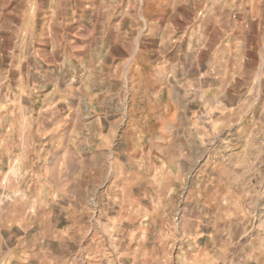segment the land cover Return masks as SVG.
<instances>
[{
	"label": "clouds",
	"instance_id": "clouds-1",
	"mask_svg": "<svg viewBox=\"0 0 264 264\" xmlns=\"http://www.w3.org/2000/svg\"><path fill=\"white\" fill-rule=\"evenodd\" d=\"M87 2L92 6L94 20L92 31L88 33L92 42L91 57H82L77 67L72 63L71 54H66L59 61L58 73L52 74L50 80L41 77L42 84L52 80L57 85L63 83L61 99L72 98L73 101L67 105L69 115L63 116L59 122L48 121L52 125L50 128L42 131L43 125H40L34 130L33 124H39L42 119L40 113L45 109L41 108L40 112L33 115V107H25L21 101L26 99L31 105L32 97L41 85L33 84L28 88L24 79H21L17 92L12 93L11 89L9 90L14 100L6 101L14 103L15 110L11 114L4 113L0 116V126L3 123L9 125L7 131L0 133V188L4 189V193L0 195V264H13V261L15 264H49L53 240L59 239L62 248L65 247L66 241L74 240L83 244L87 233L94 228L97 230L94 241L97 247L93 248L90 245L85 249L92 253L89 264H102L106 258H109L110 264H232L230 249L233 248L248 250L242 264H264V240L254 244L255 238L250 237L241 244L240 240L235 238L237 233L233 231L238 225L227 229L217 227L220 221L230 220V212L225 210V205L237 215L240 214L239 199L235 197L233 189H248L252 191L253 197L264 196V176H261L258 186L249 188L248 177L252 173L256 175L260 173L248 167L242 176H237L236 180L228 183L230 198L219 201L216 214L208 219L216 234L215 238L208 241L212 247L209 248L208 244H205L200 248L189 235L192 231L193 218L184 215L177 219V216L180 202L192 198L193 193L200 191L203 180L190 190L188 181L195 175L194 169L202 157L192 154L191 145L158 142L159 137L154 139L150 135L152 125L149 123L150 119H154L162 124L168 118L171 106H175L177 111L187 110V105H184L183 109L179 105H165L161 97V91L165 88L178 86L189 94L195 93L196 101L199 102L211 89V85L207 88L205 85L212 80L220 84L216 99H228L226 96L228 87L236 77H240L247 89L246 98L237 106L239 115L243 116L246 108H250L257 100L258 94L264 92V0H127L126 7H123L125 0ZM166 2H170L172 7L170 21H177L176 27L173 28L169 22L155 50V59L150 60L140 52V40L147 35L158 36L160 29L155 27L156 20L151 16V6L154 4L159 6L160 3ZM67 3L68 0H28L25 26L31 32L35 20L33 9H39L41 21L48 34L57 35L64 22L70 19L65 15L62 6ZM181 5L184 9L183 16L176 12V8ZM0 11L3 9L0 8ZM113 16L118 18V22H113ZM53 28L56 29V33L51 32ZM110 29L112 38L106 44L105 37ZM233 31L239 32V38H233L234 46L228 47L227 37ZM185 34L189 37L188 51L195 52L196 59L192 61L191 74H185L182 79H177L176 64L172 62L175 56L170 58L168 53L173 49L179 51V43ZM193 40L196 41L195 47L192 44ZM222 41L226 46L217 47ZM67 43L71 45L70 41ZM106 47H110L116 54L119 65L115 61L108 65L98 63L105 58L111 59L105 50ZM204 52L209 53L211 59L207 62V69L201 71V53ZM55 53V46L52 52L47 53L54 62ZM9 55L13 53L9 52ZM30 55H36L35 50L23 53L19 58L20 63L23 64ZM229 57L236 65L234 71L229 70ZM138 62L150 63L153 69L164 70L171 66V71L166 73L168 79L164 81L160 91L143 90L137 84L134 74L130 75L133 66ZM245 62L247 67L241 70L240 66ZM6 77L7 73L4 74L5 79ZM160 79H163V76ZM57 91L60 89L57 88ZM117 97L119 107L114 111L101 110L96 113L97 116H104L111 125L109 133L111 140L96 144L93 139L95 132L83 136L85 129L93 127L96 121L85 125L79 119L80 112L85 108L95 112L105 101ZM138 100L146 101V109L140 112L139 118L136 109ZM115 113L119 115L110 120L109 116ZM261 116L264 118V111L261 112ZM69 117L77 121L76 131L69 132L73 122ZM62 125H65V135L57 142V150L52 153L49 160L47 155L37 151L33 137L43 140L48 132L59 133ZM202 127L203 124L198 126ZM229 128L231 118L226 120L220 130L206 129L205 151L211 148L216 155H222L226 146L217 145L213 148V145H216L220 133ZM191 129V124H188L185 131ZM117 131L121 132L119 138L116 135ZM260 147L264 149V141ZM96 149L106 151L102 153ZM251 163L254 164L255 161ZM5 167L8 168L7 173H4ZM238 167L237 164L226 169L225 177L234 175V168ZM109 177L116 183L123 184L124 189L130 190L133 185H138L144 191L140 199L132 201L134 207L128 206V200L120 198L122 218L138 220L140 227L137 231L142 234L145 229H150L148 245L145 246L143 238L139 239L138 253H132L131 250L126 254L120 253L116 249V239L109 229V225L112 224L111 218L107 224L100 222L107 217L106 209L115 203L113 197L124 190H117L115 184L111 188L107 187L110 183ZM21 185L25 187L21 189ZM32 185L35 187L30 190ZM185 190H189L187 197ZM140 200L150 201L151 211L144 207ZM77 207L80 212L76 219L82 221L79 227L83 229L79 238L68 235L67 231L53 235L55 232V225L52 223L53 210L59 209L61 214L68 213V219L72 221ZM97 210L99 218H96ZM200 212L202 218L206 214L205 208H201ZM248 214L255 218L251 211ZM157 217L164 221L162 227L156 223ZM59 218L58 215L57 222ZM14 224L21 225L23 236L12 230ZM34 227L35 236L29 233V229ZM71 227L75 228L77 225L73 223ZM116 230L121 238V244L129 239L119 225L116 226ZM223 232H227L226 238L219 235ZM177 240L180 242L179 251L172 257L169 253L173 251ZM105 243L107 248L104 247ZM108 248L113 251H108ZM121 255H127L129 259L122 261ZM113 256L116 257L114 261L110 260ZM53 259H56V264H63L62 259L55 257ZM80 264H83V261Z\"/></svg>",
	"mask_w": 264,
	"mask_h": 264
},
{
	"label": "rangeland",
	"instance_id": "rangeland-1",
	"mask_svg": "<svg viewBox=\"0 0 264 264\" xmlns=\"http://www.w3.org/2000/svg\"><path fill=\"white\" fill-rule=\"evenodd\" d=\"M28 0H21L22 11L26 12ZM65 9V15L70 19L65 21L63 27L60 29L57 35L48 34L41 21V13L39 9L36 10L37 25L35 32H32L34 46H29V40L23 39L24 34H28L29 30L23 23L19 25V18L25 19V14H6L1 16V71L7 73L6 84L8 89L12 92H17L21 79H24L25 84L28 88H31L33 84L41 85L36 94L32 97L33 115L40 112L41 108L45 111L40 113L42 119L39 124H33L35 130L40 125H43L41 130L50 128L52 125L48 121L59 122L63 119V116H68L67 105L72 104V98L67 100L61 99L60 92L63 91V83L57 85L54 80L49 83H43L41 77L45 80H50L51 75L59 72V61L63 59L66 54H71L73 57L72 63L78 67L79 60L84 57H91V38L88 33L92 31L93 27V16L92 6L87 0H68L66 5H62ZM127 6V0L123 7ZM47 7V3H45ZM119 11V9L117 10ZM176 12L184 15L183 6L176 8ZM151 16L156 20V26L160 29L158 36L147 35L141 37L140 40V52L144 57L148 59H155V50L159 46L160 40L164 36V31L171 22L172 27H176L177 21H170L172 16V7L170 2L160 3L159 6H151ZM163 17V19H161ZM113 22H118V18L113 16ZM179 20V17H177ZM182 23V21H181ZM33 25V24H32ZM32 28V27H31ZM52 33H56V29H51ZM236 33L239 36L238 32ZM179 35V33H177ZM112 38L111 29L108 35L105 37L106 44L109 39ZM175 39V38H174ZM71 42L69 45L67 42ZM27 42V43H26ZM189 37L187 34L184 35V39L179 43V51L173 49L172 52L168 53L172 60L176 64V76L177 79H182L185 74H191L192 61L196 59L195 52L188 51ZM233 43V40H231ZM193 46H196V41H192ZM56 48V62L53 58L48 56L47 53L53 51V47ZM226 45L221 42L217 47L223 48ZM228 46V45H227ZM232 47V46H228ZM35 50L36 55H30L24 61L20 63V57L23 53L31 52ZM111 59L105 58L102 63L105 65L111 64L113 61L119 65V59L110 47L105 49ZM12 52L13 55H9ZM86 54V55H85ZM135 57V52L133 53ZM187 57V59H186ZM127 59V57H125ZM211 59L209 53H201V71L207 69V62ZM18 66V67H17ZM228 67L230 71L236 69V65L232 62L229 57ZM246 62L241 64V70L246 69ZM31 69V70H30ZM39 70V71H37ZM107 71V68H105ZM171 71V66L167 69H153L150 63H137L133 66V72L130 75L135 76L136 82L143 90L147 91H160L161 86L168 79L167 72ZM34 73H36L34 75ZM163 76V79L160 77ZM207 79V78H205ZM191 83V80H189ZM211 85V89L205 93L199 100L196 101L195 93H187L185 89L174 86L171 89L165 88L161 91L162 102L165 105H179L183 109L184 105H187L186 112L184 110L177 111L175 106L169 107V116L163 121L162 124L157 123L154 119H150L149 123L152 125L150 135L155 139L159 137V141L162 144H188L191 145L192 154L197 157H202L199 164L194 169L195 175L189 178V190L195 187V184L203 180L199 192L192 194V198L182 200L178 210L177 219L184 215H190L193 218L192 231L189 233L190 236L196 240L202 238L203 244L196 243L200 248H203L205 244L211 248L212 245L208 243L210 239L215 238V233L211 225L208 223L209 217L216 214L219 209V201L229 197L228 183L232 180H236L237 176H242L246 168L252 167L260 175L252 173L248 179H250L249 188L258 186L261 180V176H264V149H262L261 142L264 141V118L261 116V112L264 111V92L258 94L257 100L252 103L250 108H246L243 116L239 115L237 106L241 104L242 99L246 98L247 89L243 86L240 77H236L231 81L226 96L228 99L219 98L217 89L220 87L219 82L209 80L208 84L205 85L207 88ZM57 88L60 91H57ZM191 101V102H190ZM215 101V102H213ZM51 105V106H49ZM119 107V98H114L105 101V103L98 107L95 112H90L87 108L80 112L79 119L85 124L89 125L95 120L96 123L91 128H86L83 136L91 135L95 132L93 139L96 144L107 143L111 140L109 135L111 131V125L105 120L104 116H97L101 110L114 111ZM137 118H139L140 112L146 109V101L138 100L136 104ZM115 115L109 116V119H115ZM73 119L72 117H69ZM190 118V119H189ZM231 118V128L224 130L220 133V138L217 140V145L226 146L224 147L222 155H216L213 149L205 151L207 144V137L205 136V130H220L223 128L226 120ZM128 121H126V124ZM188 124H191V131H185ZM203 124L202 128H198L199 125ZM65 125L61 126L59 133L48 132V134L41 140L38 137H33V141L36 145L37 151H41L42 154L47 155V158L51 160L52 153L56 149L57 142L65 135ZM77 130V121L73 119L72 125L69 128V132ZM7 131L1 129V133ZM197 131L199 135H197ZM183 133V135H181ZM117 138L120 137L121 132L117 131ZM74 143H76L74 141ZM92 142L90 141V144ZM102 153L106 150L96 149ZM258 157V158H257ZM163 158V157H161ZM255 163H251V161ZM239 165L238 168H234V175L231 177H225V171L229 167ZM159 166V165H158ZM19 171V170H18ZM35 171V166L33 167ZM8 172V168L5 167L4 173ZM222 177H224L222 179ZM110 183L107 187L111 188L113 184L117 190L124 189V185L116 183L109 177ZM21 189L25 186L21 185ZM35 186H30V190ZM189 190H185V196L189 195ZM257 190H259L257 188ZM235 197L239 199V212L237 215L235 211H232L228 205H225V210L230 212V220L220 221L217 227L222 229L233 228V231L237 233L236 239L240 240L243 244L250 237L255 238L253 243L255 244L259 240H264V196L253 197L252 191L248 189L235 190ZM4 193V189L0 188V195ZM144 195V191L139 188L138 185H133L130 190L124 189L119 191L118 196H114L115 203L106 209L107 217L101 220V223L107 224L108 219L111 218L112 224L109 225L112 236L116 239V249L120 253H128L131 250L132 253H138L140 251L139 239L143 238L145 246L147 247L149 241L150 229H145L144 233L137 231L140 227L139 221L132 219L122 218V207L120 198L128 200V206L134 207L132 201L140 199ZM140 203L149 208L150 201L140 200ZM235 203V200L233 201ZM75 207V206H73ZM205 208V215L201 218L200 209ZM186 209V211H184ZM151 211V208H149ZM251 211L254 214L250 216L248 212ZM80 212L77 207L75 213H73V220L68 219V213L61 214L59 209H54L52 212V223L55 225V232L53 235L63 234L64 231L68 232V235H75L78 239L83 229L79 227L82 221L76 219ZM59 215V221H56V217ZM99 218V211L97 210V216ZM86 219V217H85ZM151 220L152 217L150 216ZM76 224L77 227H71L72 224ZM156 223L161 227L164 221L157 217ZM119 225L129 239L123 244L120 242V237L117 233L116 226ZM245 229H247V235H245ZM13 231H18L20 236H23V230L20 224L12 225ZM102 231V230H101ZM29 233L33 236L36 235V228L29 229ZM197 233V234H196ZM208 234V235H206ZM225 238L227 232L220 233ZM97 236V230L94 228L93 231H89L87 236L83 240V244L76 243L74 240L66 241L65 247L60 246L59 239L53 240L51 244V253L49 256V264H56V259H62L63 264H89L90 258L92 257L91 251H85L89 246L95 248L97 244L94 243ZM207 236V240L205 239ZM47 241V236H45ZM179 240L176 242V246L173 247V251L169 253L170 256L175 257L179 251ZM107 248V244L104 245ZM68 249V250H67ZM108 251L113 249L108 248ZM248 250H240L239 248L230 249L232 264H242L245 259V254ZM211 255V254H210ZM115 256L111 257L110 260L114 261ZM122 261L129 259L127 255H121ZM15 264V261H13ZM102 264H110L109 258H106Z\"/></svg>",
	"mask_w": 264,
	"mask_h": 264
},
{
	"label": "crops",
	"instance_id": "crops-1",
	"mask_svg": "<svg viewBox=\"0 0 264 264\" xmlns=\"http://www.w3.org/2000/svg\"><path fill=\"white\" fill-rule=\"evenodd\" d=\"M0 8L3 9V11H0V81H3V83H0V116H2V115H4V113L11 114L15 110V104L14 103H12V104L6 103V101L14 100V97L9 93L10 89H8L7 84H6L7 78L6 79L4 78L5 73L3 71H1V38L3 36V34L1 33V28L3 27V26H1V16H5L6 14H9V13L14 14V15H16V14L22 15L23 13L26 14V12L22 11L21 0H11V2H8V0H0ZM33 12H34L35 17H36V10L33 9ZM23 20L25 23V19L19 18L18 24L21 25L23 23L22 22ZM237 20H239V16H237ZM36 23H37V19L35 18L33 25L31 26L32 27L31 32H29L28 34L25 33L23 36V39L29 40L28 43H29L30 47L36 45V43H32V40L34 41V36L32 35V32H35V30H36V25H37ZM214 24H215V22H213V27H214ZM234 32H238V31H233L227 37V45L228 46H234L233 43H231V40H233V38H239V36H237L236 33H234ZM238 34H239V32H238ZM223 44H224V42H223ZM12 93H15V92H12ZM21 103H23L25 105V107L32 106V104L29 105L27 103L26 99L22 100ZM8 127H9L8 123H3L2 126H0V133H1V129L7 130ZM6 163H7V161L5 160V164ZM206 235H208V234H206ZM205 237H206L205 239L207 240L208 239L207 236H205ZM201 239L202 238H198L196 240V243L203 244V241H201Z\"/></svg>",
	"mask_w": 264,
	"mask_h": 264
}]
</instances>
